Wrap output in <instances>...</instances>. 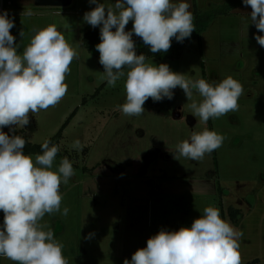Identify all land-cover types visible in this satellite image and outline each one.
Returning <instances> with one entry per match:
<instances>
[{
  "label": "rangeland",
  "instance_id": "1",
  "mask_svg": "<svg viewBox=\"0 0 264 264\" xmlns=\"http://www.w3.org/2000/svg\"><path fill=\"white\" fill-rule=\"evenodd\" d=\"M229 1L183 0L192 13L219 9ZM97 3L107 7L116 0ZM95 7L90 0H73L67 7L14 0L8 13L14 20L10 31L19 55L33 30L50 24L79 54L71 63L65 80L68 92L62 101L30 114L24 128L16 127L30 141L42 143L76 110L58 144L75 173L60 189L61 212L65 207L69 212L67 216L46 214L41 223L62 243L69 264H123L159 231L191 227L205 207L214 206L222 219L243 232L239 240L242 264L254 258L264 264V47L255 39L264 33L251 22V7L242 2L229 13L217 15L202 33V48L194 40L184 45L177 59L146 60L157 66L165 63L192 79L218 83L232 76L243 85L236 112L210 118L206 124L195 117L194 126L187 121L192 101L179 87L171 108L145 103L140 116H126L118 109L126 102V76L110 87L102 78L104 69L95 47L100 41L91 48L83 43L84 34L93 28L84 21V14ZM132 26L129 21L125 30L131 31ZM200 99L194 90L193 100ZM178 106L181 116L174 111ZM205 128L224 137L222 146L200 161L176 160V145ZM76 139L84 145L82 151L72 147ZM25 155L35 159L37 154ZM60 161L56 157L53 170ZM231 206L243 211L238 222L229 214ZM0 264L14 262L2 257Z\"/></svg>",
  "mask_w": 264,
  "mask_h": 264
},
{
  "label": "clouds",
  "instance_id": "2",
  "mask_svg": "<svg viewBox=\"0 0 264 264\" xmlns=\"http://www.w3.org/2000/svg\"><path fill=\"white\" fill-rule=\"evenodd\" d=\"M90 2L96 7L86 12L83 19L94 28L102 25L100 43L95 46L104 69L102 78L115 87L126 76V102L118 106L124 115H142L149 98L154 102L171 100L177 87L192 101L191 113L202 123L238 110L244 90L232 76L218 83L192 79L172 71L165 63L158 66L147 63L145 54L137 55L135 51L133 34L152 53L168 52L173 38L178 42L190 38L195 25L189 3L116 0L114 5L106 7L97 0ZM242 2L251 7L250 20L264 33V0ZM129 21L133 22L132 30L126 31ZM14 26L7 11L0 13V129L24 128L30 123V114L57 106L68 92L65 80L71 63L79 58L55 24L34 29L30 43L19 55L16 38L10 31ZM23 35L22 30L20 36ZM255 39L264 47V35H256ZM194 90L201 97L199 102L193 100ZM223 141L222 135L205 128L193 132L190 141L178 143L173 155L176 160L184 157L200 161L221 147ZM25 145L22 136L0 131V211L4 214L0 225V257L14 264H69L62 243L41 221L46 214L61 212V184H68L75 174L72 163L64 157L58 169L53 170L58 146H50L45 140L42 154L33 159L24 154ZM72 147L82 151L84 145L76 139ZM68 212L65 207L61 215L67 216ZM242 236V231L221 218L218 208L208 206L191 227L159 231L147 240L146 247L137 249L131 260L125 259L123 264H242L239 243Z\"/></svg>",
  "mask_w": 264,
  "mask_h": 264
},
{
  "label": "trees",
  "instance_id": "3",
  "mask_svg": "<svg viewBox=\"0 0 264 264\" xmlns=\"http://www.w3.org/2000/svg\"><path fill=\"white\" fill-rule=\"evenodd\" d=\"M239 3H242V0H231V1L227 2L222 8H219V9H212L211 11H208L205 13L193 12L192 14L194 16L195 30L192 32L191 37L184 39L183 42H178L175 38H173L172 42H171V48L166 53H163V52L152 53L150 51V48L143 43V41L140 37L133 36L132 39L135 43V51H136L137 55L145 54L147 59L148 58H157L160 60H164V59H177V58H179V56L181 54V50L184 47V45L186 43H190L194 40H198L200 48H202V44H201L202 33L208 28L211 21L213 19H215V17L219 14L229 13L233 9V7H235ZM113 31H115V30H113ZM99 41H100V29H98L97 27H95V28L93 27L92 29L87 31L83 36V43L85 44V46L90 47V48L92 46H94V44L99 42ZM125 69H127V68H125ZM176 89L173 90V98L171 100L164 98L162 101L154 102L151 98H149L146 101V104L163 105V106H166L167 108H171L176 102ZM75 113H76V110H74L71 113V115L67 118V120L64 122V124L60 128V130L54 136H52L50 139H48V141L50 142V146H52V145L58 146L60 139L63 137V129L70 122V120L75 115ZM13 129H14V131H13ZM6 133L9 136L20 135L26 139V145L23 149L24 154H26V153L42 154L41 145L43 142L42 143H34V142L30 141L28 136L23 134L15 126H12V128L7 127ZM56 157H58L59 159L62 160L65 157V155H63L62 151L59 149ZM229 214L233 218V220L238 222V218H239V216L242 215V212L239 208H235V207L233 208L231 206L229 208ZM3 215L4 214H2V216H1L2 224H3ZM247 264H255V262L252 261V262L247 263Z\"/></svg>",
  "mask_w": 264,
  "mask_h": 264
},
{
  "label": "water",
  "instance_id": "4",
  "mask_svg": "<svg viewBox=\"0 0 264 264\" xmlns=\"http://www.w3.org/2000/svg\"><path fill=\"white\" fill-rule=\"evenodd\" d=\"M73 0H34L37 6H51V7H67L72 3ZM179 116V114H176ZM187 121L191 126L196 124V118L193 115L187 116Z\"/></svg>",
  "mask_w": 264,
  "mask_h": 264
},
{
  "label": "built area",
  "instance_id": "5",
  "mask_svg": "<svg viewBox=\"0 0 264 264\" xmlns=\"http://www.w3.org/2000/svg\"><path fill=\"white\" fill-rule=\"evenodd\" d=\"M14 4V0H0V13H2L3 11H7L9 13L10 11V7H12ZM7 127H4L2 129H0V131H3L6 133ZM3 212L0 211V225H2V221H1V216H2ZM2 257H0L1 260Z\"/></svg>",
  "mask_w": 264,
  "mask_h": 264
},
{
  "label": "crops",
  "instance_id": "6",
  "mask_svg": "<svg viewBox=\"0 0 264 264\" xmlns=\"http://www.w3.org/2000/svg\"><path fill=\"white\" fill-rule=\"evenodd\" d=\"M238 208V207H237ZM240 209V208H239ZM241 210V209H240ZM241 212H242V215H241V217L240 218H242L243 217V211L241 210ZM239 221V220H238ZM252 261H254L255 262V264H257L258 263V261H259V259L258 258H254V259H252V260H250V261H248L247 263H250V262H252Z\"/></svg>",
  "mask_w": 264,
  "mask_h": 264
},
{
  "label": "flooded vegetation",
  "instance_id": "7",
  "mask_svg": "<svg viewBox=\"0 0 264 264\" xmlns=\"http://www.w3.org/2000/svg\"><path fill=\"white\" fill-rule=\"evenodd\" d=\"M174 111H175V113H176V114L178 113V114H179V116H181V115H182V113H181V108H180L179 106H178V107H176Z\"/></svg>",
  "mask_w": 264,
  "mask_h": 264
}]
</instances>
